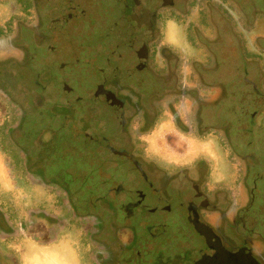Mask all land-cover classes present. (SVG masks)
Masks as SVG:
<instances>
[{
  "label": "flooded vegetation",
  "instance_id": "1",
  "mask_svg": "<svg viewBox=\"0 0 264 264\" xmlns=\"http://www.w3.org/2000/svg\"><path fill=\"white\" fill-rule=\"evenodd\" d=\"M231 23L258 76L219 128L202 62ZM263 144L264 0H0V187L29 194L0 204V264L69 225L91 264H205L221 248L264 264ZM45 154L67 191L46 189Z\"/></svg>",
  "mask_w": 264,
  "mask_h": 264
},
{
  "label": "rangeland",
  "instance_id": "2",
  "mask_svg": "<svg viewBox=\"0 0 264 264\" xmlns=\"http://www.w3.org/2000/svg\"><path fill=\"white\" fill-rule=\"evenodd\" d=\"M29 6V2H27ZM232 27L229 25L227 26V30L224 32V42L223 46L219 45L217 48L214 47L215 50H213V57L207 58L206 61L203 63L202 72L206 74V78H204L203 86H201V91H207L209 94L213 96V100H208V103H205L207 105L210 114H207L208 117H210L209 121H217L226 123L218 126L219 128L224 126H230V124H227V122H233L236 119V117L241 113V110L244 106V102L247 103V100L243 99V96L248 90L249 86L247 85V81L245 78H249L251 80H254L258 75L254 72L252 66L245 60H243V57L246 56V49L243 46H240V40H237L240 37L239 34L235 30H237L236 26ZM180 29L176 26H173V28L169 29V32H167V35L172 37V39L176 40H182L181 39V33L179 31ZM239 30V28H238ZM227 35H228V42H227ZM178 43H181L178 42ZM242 47V48H241ZM223 52V53H222ZM195 67L200 70L199 65H194ZM251 88V87H250ZM204 93V92H203ZM247 105H245L246 107ZM207 121L204 122L206 124ZM213 123V124H214ZM213 127V126H212ZM214 128H217L215 126ZM205 144V143H204ZM264 145V144H263ZM218 150V155L221 156V149H219L218 146H216ZM262 154L264 155V150L262 149ZM46 155V154H45ZM48 154L46 155V160L48 161V164L45 165L46 170L45 173H50L51 175H42V179L44 180L45 187L48 189V192H52L53 194L57 193L58 190H64L67 191L66 188L61 187L63 185V182H72L71 181V174L69 176L67 175H61L59 176V179H57V175L62 173L63 171L58 170L60 167L58 166L57 160H55V157L52 156L48 158ZM223 161V162H221ZM60 166L62 168L69 166L73 169V167L76 168L77 171V165L78 159L77 157H65L60 160ZM219 166L222 168L223 172L229 173V167L227 166L226 160L223 159L219 161ZM61 169V168H60ZM1 171V167H0ZM109 171V170H108ZM107 171V172H108ZM1 173V172H0ZM217 176V175H216ZM1 178V174H0ZM10 181V186L6 189L8 190H2L0 187V204H3L6 202L7 205L10 204L12 206V209L14 207L17 208V211L19 210V196H27L29 195L27 192L22 191L20 193L19 189V183L17 182V178L13 176L7 177ZM80 179H76L77 182H79ZM83 182L86 180L83 176L82 178ZM49 183V184H48ZM142 185H145V182L142 181ZM0 186H3L2 181L0 180ZM59 187V188H57ZM18 189V191H17ZM81 194L83 198H85V195H89L88 191L87 193L84 192ZM36 201L40 202V200L36 197L31 196V199L28 197L26 201ZM21 201H23L21 199ZM43 201V200H42ZM46 206L44 205V208ZM78 209L77 214V220L73 222V224L77 223V221L84 222L83 220V207L76 208ZM13 211H15L13 209ZM100 228L106 227L100 224ZM72 225H69L64 229V232H60V235H69L67 237H59V240L55 242L54 244L49 245L47 248L42 249L41 251L37 249L39 252H35L33 250L32 245L27 246V243L23 246V255L26 257H29L32 264H91L90 259L87 257L86 253V238L85 235L79 232L76 234V231L71 230ZM109 227V225H108ZM76 236H75V235ZM118 234V233H117ZM119 235V234H118ZM56 249L54 253L51 254V256L47 257L46 252L51 251L52 249ZM48 250V251H47Z\"/></svg>",
  "mask_w": 264,
  "mask_h": 264
},
{
  "label": "water",
  "instance_id": "3",
  "mask_svg": "<svg viewBox=\"0 0 264 264\" xmlns=\"http://www.w3.org/2000/svg\"><path fill=\"white\" fill-rule=\"evenodd\" d=\"M205 264H259L246 250L234 252L218 249L216 254L207 258Z\"/></svg>",
  "mask_w": 264,
  "mask_h": 264
},
{
  "label": "crops",
  "instance_id": "4",
  "mask_svg": "<svg viewBox=\"0 0 264 264\" xmlns=\"http://www.w3.org/2000/svg\"><path fill=\"white\" fill-rule=\"evenodd\" d=\"M54 251H56L55 249L54 250H52V253H54ZM25 264H32V262H31V260H30V258H27V261H26V263ZM66 264H69V263H66Z\"/></svg>",
  "mask_w": 264,
  "mask_h": 264
}]
</instances>
